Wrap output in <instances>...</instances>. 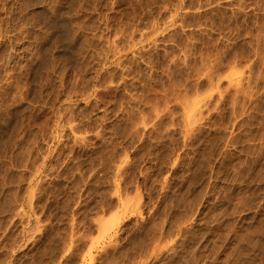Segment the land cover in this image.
<instances>
[{
	"label": "rangeland",
	"instance_id": "374dc122",
	"mask_svg": "<svg viewBox=\"0 0 264 264\" xmlns=\"http://www.w3.org/2000/svg\"><path fill=\"white\" fill-rule=\"evenodd\" d=\"M0 264H264V0H0Z\"/></svg>",
	"mask_w": 264,
	"mask_h": 264
},
{
	"label": "bare ground",
	"instance_id": "6f19581e",
	"mask_svg": "<svg viewBox=\"0 0 264 264\" xmlns=\"http://www.w3.org/2000/svg\"><path fill=\"white\" fill-rule=\"evenodd\" d=\"M57 22H58V21H57ZM70 22H71V21H70ZM53 23H54V22H53ZM55 23H56V21H55ZM58 23H59V22H58ZM49 24H50V23H49ZM57 25H59V24H57ZM62 25H63V24H62ZM62 25H61V26H62ZM59 26H60V25H59ZM61 26H60V27H61ZM57 29H58V28H57ZM47 32H48V31H47ZM73 35H74V34H73ZM68 38H69V37H68ZM64 42H65V41H64ZM32 69H33V68H32ZM32 72H33V71H32Z\"/></svg>",
	"mask_w": 264,
	"mask_h": 264
}]
</instances>
